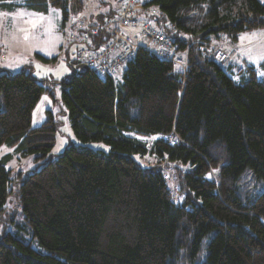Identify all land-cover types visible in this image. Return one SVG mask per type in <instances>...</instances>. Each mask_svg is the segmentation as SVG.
Returning a JSON list of instances; mask_svg holds the SVG:
<instances>
[{"label": "trees", "instance_id": "trees-1", "mask_svg": "<svg viewBox=\"0 0 264 264\" xmlns=\"http://www.w3.org/2000/svg\"><path fill=\"white\" fill-rule=\"evenodd\" d=\"M126 1L92 13L87 0H0L2 9L61 10L74 49L62 100L80 142L47 160L58 124L50 114L33 127L32 116L50 88L32 73H0V146L47 160L15 178L0 163V227L16 224L7 207L15 193L22 226L42 248L4 230L0 264H264V77L246 65L237 79L220 53H208L223 37L236 44L264 30V2L137 0L134 18L164 32L182 66L137 43L116 74L99 73L79 55L105 47L103 24ZM92 141L109 151L89 148ZM164 165L176 170L177 199Z\"/></svg>", "mask_w": 264, "mask_h": 264}, {"label": "rangeland", "instance_id": "rangeland-1", "mask_svg": "<svg viewBox=\"0 0 264 264\" xmlns=\"http://www.w3.org/2000/svg\"><path fill=\"white\" fill-rule=\"evenodd\" d=\"M124 0H87L89 10L93 13L94 7L103 13L110 12L112 9L120 6ZM141 4H145L150 0H139ZM264 2V0H261ZM88 10V9H87ZM87 14L89 15V11ZM63 16L57 7H50L47 13L38 12L31 9L25 2H21L15 8H0V73L18 74L20 72L32 73L34 77L40 80L46 87L50 88L52 94L46 92L43 94L32 116V126L38 127L49 118L50 114L58 124V132L56 143L51 151L49 159H57L68 145H79L77 137L71 127L69 120V112L62 100V94L66 86L63 81L72 73L73 68L70 64L71 57L74 56V49L67 45L65 33L62 30ZM68 25L66 30L68 29ZM264 30H255L244 33L239 36L240 41L236 44H245V41H254L260 34H263L259 41L254 42L249 47L238 48L233 50L234 58L226 57L222 54V45L219 43L227 37L217 40L208 48L209 55L218 59H226L223 65L232 71L233 74L238 73L239 69L245 68L246 65L254 66L260 77H264ZM137 43L146 45L147 42L143 38H138ZM240 42V43H239ZM183 56V54L178 55ZM231 56V55H230ZM246 59V62H245ZM231 61V62H230ZM230 62V63H227ZM232 66V67H229ZM238 79L239 75H234ZM141 140H147L150 137H144L132 134ZM94 150L109 151V146L103 141H92L86 144ZM139 162L146 159L134 155ZM47 160L36 159L35 155H23L16 150L15 147L3 145L0 146V163L4 164L8 170H11L12 177L22 175L28 176L40 169ZM147 161H150L147 159ZM165 177H168L169 185L172 191L180 188L178 184L176 170L165 166ZM13 185H15L13 183ZM262 189H259L261 191ZM180 191V190H179ZM177 193V192H176ZM175 199L179 196L175 194ZM178 195V196H177ZM8 210L11 214H16V224L6 222L5 229L0 227V234L4 230L18 233V236L26 242L32 244L37 250H42L34 239V236L26 228L22 226L25 221L20 206H18L15 193H11L7 202ZM5 224V222L3 223Z\"/></svg>", "mask_w": 264, "mask_h": 264}, {"label": "built area", "instance_id": "built-area-1", "mask_svg": "<svg viewBox=\"0 0 264 264\" xmlns=\"http://www.w3.org/2000/svg\"><path fill=\"white\" fill-rule=\"evenodd\" d=\"M137 0H127L122 8L120 16L115 15L108 19L103 27L111 32V37L105 47L97 53H80V58L87 63V66L97 70L102 74H116V68L121 64H128L135 56L139 45L135 42L125 29L128 27L137 32L136 37L143 38L146 47L155 52L160 58L172 61L179 67L182 66V57L176 53L175 45L169 40L167 35L159 30L154 23L140 22L134 18L137 14ZM78 29H84L87 22L78 21ZM172 31H176V26L169 23ZM186 70V67H183ZM168 179V177H166ZM179 188L174 192L179 193ZM177 192V193H176Z\"/></svg>", "mask_w": 264, "mask_h": 264}, {"label": "crops", "instance_id": "crops-1", "mask_svg": "<svg viewBox=\"0 0 264 264\" xmlns=\"http://www.w3.org/2000/svg\"><path fill=\"white\" fill-rule=\"evenodd\" d=\"M243 35H244V33H243ZM262 35L263 34H260L254 41H250L249 42V40H248V41H245V44H241V45L233 44L229 39H225V40L219 42L222 45V47H223L221 52L226 51V52H223L222 54L226 55L227 58L229 57L230 58L229 60L232 61L233 58H234V52H232L233 50H238V48H243V47H249V46H251L254 42L259 41V39H260V37ZM241 39L242 38H240L238 41H240ZM245 62H246V59H245Z\"/></svg>", "mask_w": 264, "mask_h": 264}, {"label": "water", "instance_id": "water-1", "mask_svg": "<svg viewBox=\"0 0 264 264\" xmlns=\"http://www.w3.org/2000/svg\"><path fill=\"white\" fill-rule=\"evenodd\" d=\"M86 68V66H84Z\"/></svg>", "mask_w": 264, "mask_h": 264}, {"label": "bare ground", "instance_id": "bare-ground-1", "mask_svg": "<svg viewBox=\"0 0 264 264\" xmlns=\"http://www.w3.org/2000/svg\"><path fill=\"white\" fill-rule=\"evenodd\" d=\"M178 196V195H177Z\"/></svg>", "mask_w": 264, "mask_h": 264}]
</instances>
